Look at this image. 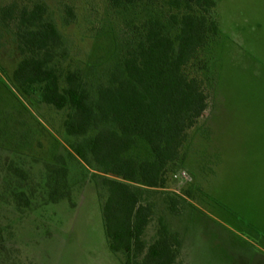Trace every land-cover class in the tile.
<instances>
[{"label":"rangeland","instance_id":"obj_1","mask_svg":"<svg viewBox=\"0 0 264 264\" xmlns=\"http://www.w3.org/2000/svg\"><path fill=\"white\" fill-rule=\"evenodd\" d=\"M216 1L220 31L202 76L210 80L209 107L164 187L143 192L153 209L144 240L150 244L163 221L181 240L176 264H264V0ZM35 2L47 5L63 36L64 67L83 75L93 97L121 63L132 25L167 10L163 0L153 12L114 9L109 0H0V9ZM64 6L75 15L69 25ZM20 60L11 30L0 23V182L9 166L36 179L47 178L48 166L64 169L69 198L25 218L0 203V264H123L104 233L102 170L73 158L66 111L16 90L11 76ZM127 156L152 157L142 141Z\"/></svg>","mask_w":264,"mask_h":264},{"label":"trees","instance_id":"obj_2","mask_svg":"<svg viewBox=\"0 0 264 264\" xmlns=\"http://www.w3.org/2000/svg\"><path fill=\"white\" fill-rule=\"evenodd\" d=\"M157 1L109 0L114 9L143 6L150 12ZM163 1L164 15L150 14L132 25L121 63L94 97L83 75L64 67L63 36L45 3L0 9V23L11 30L21 56L11 76L16 90L24 96L36 93L43 104L66 111L65 133L76 139L73 158L102 170L98 190L104 193V233L109 250L124 256L123 264L178 262L181 240L163 221L155 239L145 242L153 209L142 195L145 189L164 187L168 168L179 160L189 131L209 107L210 80L203 78L209 60L204 55L220 31L217 1ZM63 9L62 22L69 25L75 19L73 9ZM139 141L148 146L151 159L127 156ZM4 172L0 203L15 207L22 218L39 205L69 198L64 169L48 166L46 179L24 175L13 166Z\"/></svg>","mask_w":264,"mask_h":264}]
</instances>
